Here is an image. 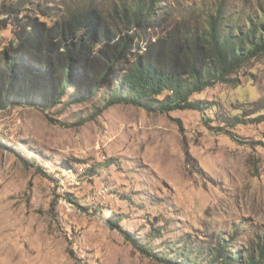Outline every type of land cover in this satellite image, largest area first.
I'll return each instance as SVG.
<instances>
[{
    "label": "rangeland",
    "instance_id": "1",
    "mask_svg": "<svg viewBox=\"0 0 264 264\" xmlns=\"http://www.w3.org/2000/svg\"><path fill=\"white\" fill-rule=\"evenodd\" d=\"M15 1L58 20L76 9L105 16L121 0ZM215 1L256 10L264 0L173 6ZM232 77L191 96L214 101L204 112L105 105L107 91L71 102L70 90L46 112L0 109V264H191L178 259L182 246L204 264L199 246L211 238L242 248L260 236L264 54ZM235 114L241 123L228 125Z\"/></svg>",
    "mask_w": 264,
    "mask_h": 264
},
{
    "label": "trees",
    "instance_id": "2",
    "mask_svg": "<svg viewBox=\"0 0 264 264\" xmlns=\"http://www.w3.org/2000/svg\"><path fill=\"white\" fill-rule=\"evenodd\" d=\"M164 1L121 0L105 16L76 9L49 20L40 3L23 12L18 1L0 0V109L29 105L46 112L70 90L71 102L107 91L105 105L160 113L211 110L214 101L191 96L232 84L233 74L264 54V1L256 10L216 1L184 9ZM7 28L11 36L5 39ZM225 122L241 120L235 114ZM206 243L199 246L204 264H264V232L242 248L233 247L230 237ZM190 253L182 246L178 259L202 264L189 260Z\"/></svg>",
    "mask_w": 264,
    "mask_h": 264
}]
</instances>
